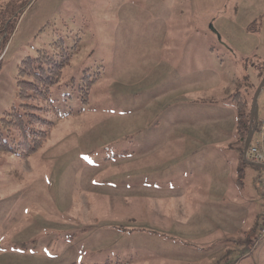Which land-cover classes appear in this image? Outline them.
<instances>
[{
  "label": "rangeland",
  "instance_id": "obj_1",
  "mask_svg": "<svg viewBox=\"0 0 264 264\" xmlns=\"http://www.w3.org/2000/svg\"><path fill=\"white\" fill-rule=\"evenodd\" d=\"M25 1L0 0V119L25 57L71 55L46 144L0 153V264H264V169L233 150L232 103L264 78V0Z\"/></svg>",
  "mask_w": 264,
  "mask_h": 264
},
{
  "label": "trees",
  "instance_id": "obj_2",
  "mask_svg": "<svg viewBox=\"0 0 264 264\" xmlns=\"http://www.w3.org/2000/svg\"><path fill=\"white\" fill-rule=\"evenodd\" d=\"M28 2L29 0L25 1L21 9ZM18 12L15 11L14 15ZM7 15L8 10L0 12L1 48L6 47L9 34L14 30L13 20ZM63 46V40L59 39L57 47L60 52L50 54L48 50L40 49L36 57L27 56L19 65L17 86L21 103L6 111L0 119V153H12L24 158L39 151L48 141L55 119L59 116L51 97L52 89L60 84L63 68L71 55ZM81 79H87L79 88L80 97L83 103L87 104L90 91L100 76L92 79L86 76ZM75 82L76 80L72 79V85L76 84ZM240 95L236 93L233 102L238 113L237 138L245 143L250 127L251 107L246 109L247 103ZM243 148V145L237 147L241 155ZM104 264L114 263L108 260Z\"/></svg>",
  "mask_w": 264,
  "mask_h": 264
},
{
  "label": "built area",
  "instance_id": "obj_3",
  "mask_svg": "<svg viewBox=\"0 0 264 264\" xmlns=\"http://www.w3.org/2000/svg\"><path fill=\"white\" fill-rule=\"evenodd\" d=\"M246 157L249 161L264 165V114L259 115L256 130L252 136ZM260 192L264 196V178L259 180ZM262 228L261 232L264 234V208L262 211Z\"/></svg>",
  "mask_w": 264,
  "mask_h": 264
},
{
  "label": "water",
  "instance_id": "obj_4",
  "mask_svg": "<svg viewBox=\"0 0 264 264\" xmlns=\"http://www.w3.org/2000/svg\"><path fill=\"white\" fill-rule=\"evenodd\" d=\"M263 88H264V78L262 79L261 83L257 87L255 94H254V97H253V101H252V105H251V112H250V127H249L247 137L245 139L244 148H243V159H244V161L247 164H251V165H254V166H257L260 168H264V165L249 161L246 157V152L248 150L252 136L256 130L257 121H258V117H259L258 97H259Z\"/></svg>",
  "mask_w": 264,
  "mask_h": 264
},
{
  "label": "crops",
  "instance_id": "obj_5",
  "mask_svg": "<svg viewBox=\"0 0 264 264\" xmlns=\"http://www.w3.org/2000/svg\"><path fill=\"white\" fill-rule=\"evenodd\" d=\"M232 103H233V105H235L234 104V102H233V99H232ZM234 151H237L238 153H240L239 151H238V149H237V147H234V149H233ZM241 155V154H240ZM241 157L243 158V154L241 155ZM184 172V171H183ZM188 172H190L191 174H193L194 172H195V170L194 169H189V171ZM221 195H223V194H221ZM108 260H111V259H108ZM107 260V261H108ZM95 264V263H94ZM96 264H101V263H96ZM104 264V263H103Z\"/></svg>",
  "mask_w": 264,
  "mask_h": 264
}]
</instances>
